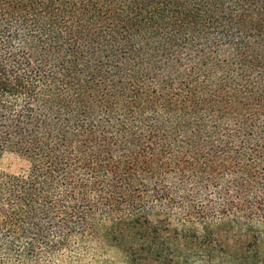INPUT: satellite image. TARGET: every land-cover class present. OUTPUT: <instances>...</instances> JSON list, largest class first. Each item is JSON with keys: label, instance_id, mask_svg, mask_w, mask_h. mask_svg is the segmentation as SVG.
<instances>
[{"label": "trees", "instance_id": "trees-1", "mask_svg": "<svg viewBox=\"0 0 264 264\" xmlns=\"http://www.w3.org/2000/svg\"><path fill=\"white\" fill-rule=\"evenodd\" d=\"M0 264H264V0H0Z\"/></svg>", "mask_w": 264, "mask_h": 264}, {"label": "rangeland", "instance_id": "rangeland-1", "mask_svg": "<svg viewBox=\"0 0 264 264\" xmlns=\"http://www.w3.org/2000/svg\"><path fill=\"white\" fill-rule=\"evenodd\" d=\"M27 163L16 154L5 152L0 156V172L11 175H22L26 172ZM103 257L94 264H123L114 251H106Z\"/></svg>", "mask_w": 264, "mask_h": 264}]
</instances>
